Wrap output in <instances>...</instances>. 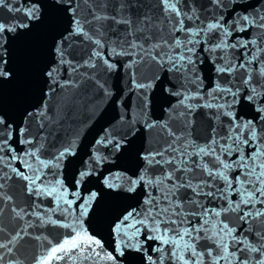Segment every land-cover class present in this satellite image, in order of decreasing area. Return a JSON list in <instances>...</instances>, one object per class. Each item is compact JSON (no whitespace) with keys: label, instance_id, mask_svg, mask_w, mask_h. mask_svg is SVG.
I'll list each match as a JSON object with an SVG mask.
<instances>
[{"label":"water","instance_id":"95a60500","mask_svg":"<svg viewBox=\"0 0 264 264\" xmlns=\"http://www.w3.org/2000/svg\"><path fill=\"white\" fill-rule=\"evenodd\" d=\"M167 2L0 5V264H264V0Z\"/></svg>","mask_w":264,"mask_h":264},{"label":"snow or ice","instance_id":"6c2138e0","mask_svg":"<svg viewBox=\"0 0 264 264\" xmlns=\"http://www.w3.org/2000/svg\"><path fill=\"white\" fill-rule=\"evenodd\" d=\"M5 3V0H0V5H3ZM165 3L167 5V8L171 11H177L176 7H175V4L173 3H168L167 0H165ZM36 10L33 9L32 12L29 13V15H32L33 12H35ZM245 20H247L248 18L247 17H244ZM217 27H221V25L219 24H210L208 25V28L209 30L211 29H214V28H217ZM14 27L13 26H8L6 27L3 23H0V38H2L3 36V33L5 31H14ZM195 35V33H194ZM177 44H179V41L176 42ZM189 51H191V49H189ZM181 60L185 59L183 56L180 57ZM189 62H191V58L189 57ZM110 67H114L112 65H110ZM8 74L7 73H4L2 71H0V76H7ZM49 75H51V73H49ZM3 121L0 120V123H2ZM205 151L204 149H201V152ZM227 167V165H226ZM262 175H264V173H262ZM225 179H227V177H225ZM2 187V186H0ZM249 196L251 197V193H249ZM245 203H248L249 201H244ZM86 211V210H85ZM218 215V214H217ZM224 228H227V224H224L223 225ZM186 235H190V231L189 232H186L185 233ZM88 241L96 246H100V241L99 240H93L90 236L87 237ZM165 243H167L168 241L165 240L164 241ZM75 245L77 248H80L82 247L78 241H73V240H65L62 244H60L58 247H53L52 248V253H62V252H67L68 249L66 248L67 245ZM0 247H6V245H0ZM226 248V246H225ZM252 251H256V249H252ZM62 258V257H61ZM51 259V253L49 254V260ZM107 259H114V257H111V256H108ZM42 264H48V260H44L42 261Z\"/></svg>","mask_w":264,"mask_h":264}]
</instances>
